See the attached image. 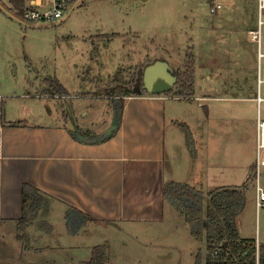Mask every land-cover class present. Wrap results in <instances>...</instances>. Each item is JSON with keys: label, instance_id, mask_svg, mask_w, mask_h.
<instances>
[{"label": "rangeland", "instance_id": "1", "mask_svg": "<svg viewBox=\"0 0 264 264\" xmlns=\"http://www.w3.org/2000/svg\"><path fill=\"white\" fill-rule=\"evenodd\" d=\"M214 1L222 7L215 14ZM258 21V0H86L60 22L32 25L17 15L11 0H0V77H5L0 78V91L6 92V110L13 97L29 107L22 122L36 107L37 122L48 117L45 124L56 122L88 133L83 138L99 139L120 118L117 97L108 95L118 77L120 84L129 85L152 60L163 57L182 71L191 69L199 90L215 101L208 102L213 132L197 146L206 169L193 176L187 169L188 175L198 181L205 208L211 191L247 185L239 234L264 244V208L257 211L252 172L248 169L244 177L229 168L237 163L240 149L252 146L257 127L258 46L249 31L258 28ZM49 79L58 80L67 95L43 98ZM27 90L33 99L25 97ZM168 210L171 215L164 223L130 228L88 221L85 229L73 233L70 215L58 208L51 219L52 234L36 223L28 230L29 250L18 240L16 223L2 221L0 264H85L102 244L109 246L107 264H195L199 254V263L205 264L206 242L190 235L184 217L170 204Z\"/></svg>", "mask_w": 264, "mask_h": 264}, {"label": "crops", "instance_id": "2", "mask_svg": "<svg viewBox=\"0 0 264 264\" xmlns=\"http://www.w3.org/2000/svg\"><path fill=\"white\" fill-rule=\"evenodd\" d=\"M155 65L149 88L146 71ZM178 70L181 68L174 67L164 57L152 60L143 70L138 94L117 96L116 111L120 118L114 120L112 123L116 126L99 139L83 138L80 131L74 132L56 122L45 124L48 117L37 122L36 107L28 120L23 119L24 124L20 119L29 112V107L17 103L13 97L6 110V92L0 91V222L17 226L23 213V188L30 185L51 198L49 223L52 225L53 214L60 208L65 215H70L73 233L87 226L88 222L83 226L82 214L90 217L91 223H115L130 228L138 224L164 223L166 216L171 215L164 187L171 182L197 187L198 181L192 176L206 169L198 149L197 159H192L179 124L188 126L196 146L203 144L207 133L213 132L209 130L213 114L208 102L214 99L199 90L197 80L191 97L170 96L175 86L166 93L154 92L157 82L169 83L170 79L177 78ZM27 92L25 97L31 98ZM216 130L219 135L220 127ZM253 137L252 146L236 153L237 163L224 168L245 173L244 177L248 169L252 172L258 142V115ZM187 169L192 170V176ZM174 221L180 224L177 218Z\"/></svg>", "mask_w": 264, "mask_h": 264}, {"label": "trees", "instance_id": "3", "mask_svg": "<svg viewBox=\"0 0 264 264\" xmlns=\"http://www.w3.org/2000/svg\"><path fill=\"white\" fill-rule=\"evenodd\" d=\"M17 15H23L21 0H11ZM177 82L169 94L174 97L187 98L193 96L194 71L191 69L178 70ZM118 77V84H114L108 92L109 97L121 98L137 95L138 88L142 86V74L133 79L129 85L123 86ZM43 95L63 96L67 92L63 85L56 79L46 80ZM120 112L123 100H120ZM185 134L186 144L193 160L198 157L197 146L191 130L185 124L180 123ZM83 137L88 133L79 132ZM114 135V134H113ZM112 135V136H113ZM100 143V142H99ZM97 144V142H96ZM249 181H247L248 184ZM247 185L243 189L237 187L218 188L211 191L207 198L209 205L205 208V195L202 190L189 184L171 182L164 187L165 200L181 214L189 225L190 235L198 242H206L208 254L205 264H264V244L259 247L257 256L256 243L243 240L238 229V217L246 205ZM52 208L50 197L40 190L25 185L23 188V213L17 221L18 240L22 241L25 250H29L28 230L36 223L41 231L52 234L53 226L47 220ZM83 226L90 217L82 214ZM200 254L195 264H200ZM109 263V246L102 244L92 250L91 260L85 264Z\"/></svg>", "mask_w": 264, "mask_h": 264}, {"label": "built area", "instance_id": "4", "mask_svg": "<svg viewBox=\"0 0 264 264\" xmlns=\"http://www.w3.org/2000/svg\"><path fill=\"white\" fill-rule=\"evenodd\" d=\"M21 2L23 4L22 20L27 24L33 25L60 22L70 15L76 7L84 5L86 0H21ZM221 8L220 1H214L211 5V12L215 14ZM258 11V28L250 31L249 37L258 46L259 87H261L264 84V0H258ZM260 89L257 99L258 142L252 175L249 178L250 182L254 185L258 212L264 208V117L262 116L264 99L261 96ZM260 245V242L256 243L257 256H259Z\"/></svg>", "mask_w": 264, "mask_h": 264}, {"label": "water", "instance_id": "5", "mask_svg": "<svg viewBox=\"0 0 264 264\" xmlns=\"http://www.w3.org/2000/svg\"><path fill=\"white\" fill-rule=\"evenodd\" d=\"M157 67V65L155 66H150L148 67L147 71H146V76H147V85L148 87L150 88L151 87V82H150V74L151 72ZM177 81V78H173V79H170L169 80V83H163V82H157L155 84V87H154V92H158V93H166L168 92L169 90H171V88L175 85ZM116 126V123L113 124V127L114 128Z\"/></svg>", "mask_w": 264, "mask_h": 264}]
</instances>
